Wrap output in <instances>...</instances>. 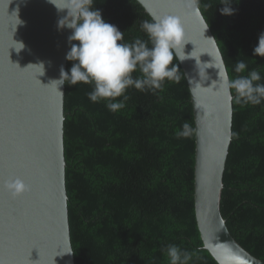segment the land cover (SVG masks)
Segmentation results:
<instances>
[{"label":"trees","instance_id":"obj_1","mask_svg":"<svg viewBox=\"0 0 264 264\" xmlns=\"http://www.w3.org/2000/svg\"><path fill=\"white\" fill-rule=\"evenodd\" d=\"M197 2L234 96L222 214L235 239L264 261V0ZM65 117L76 264H219L196 218L191 90L138 0L84 1Z\"/></svg>","mask_w":264,"mask_h":264},{"label":"water","instance_id":"obj_2","mask_svg":"<svg viewBox=\"0 0 264 264\" xmlns=\"http://www.w3.org/2000/svg\"><path fill=\"white\" fill-rule=\"evenodd\" d=\"M85 0H0V264H76L65 154V90ZM184 69L196 125L195 211L219 264H264L221 210L233 133L231 79L197 0H138Z\"/></svg>","mask_w":264,"mask_h":264}]
</instances>
